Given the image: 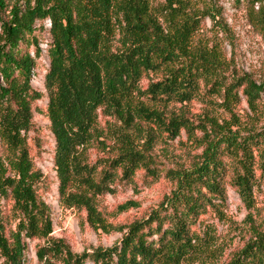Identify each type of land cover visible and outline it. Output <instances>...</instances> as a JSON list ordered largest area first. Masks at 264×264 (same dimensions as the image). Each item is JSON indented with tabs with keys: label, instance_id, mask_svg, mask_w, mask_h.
Here are the masks:
<instances>
[{
	"label": "trees",
	"instance_id": "16d2710c",
	"mask_svg": "<svg viewBox=\"0 0 264 264\" xmlns=\"http://www.w3.org/2000/svg\"><path fill=\"white\" fill-rule=\"evenodd\" d=\"M246 4L264 31V0ZM204 19L190 0H0V264H26L34 242L37 264H209L224 254L206 216L224 218L228 188L254 207L264 177V129H254L263 87L225 72L226 56L205 37ZM46 22L41 110L45 94L32 74ZM243 98L253 114L245 134L233 130L242 129ZM193 102L207 109L198 123L188 110ZM217 106L228 119L215 115ZM38 112L55 140L59 205L96 232L122 233L113 246L76 253L53 236L50 183L29 135ZM182 133L200 152L190 166L164 172L156 150ZM162 179L173 190L159 209L127 226L103 213L106 195ZM137 205L123 203L114 216ZM247 220L250 237L225 264H264V226Z\"/></svg>",
	"mask_w": 264,
	"mask_h": 264
},
{
	"label": "rangeland",
	"instance_id": "374dc122",
	"mask_svg": "<svg viewBox=\"0 0 264 264\" xmlns=\"http://www.w3.org/2000/svg\"><path fill=\"white\" fill-rule=\"evenodd\" d=\"M190 2L199 15L205 16V37L213 38L219 42L223 49V54L228 62L226 67L228 70L225 72L229 76L249 77L256 86L263 87L261 95L263 115L254 123V129H264V31L250 19L246 9V0H190ZM259 6V3L255 5V13L258 12ZM217 22L226 24V32L220 28ZM39 35L40 40H42L40 43L42 56L38 67L33 71L32 86L45 94V97L37 103L39 109L45 110L47 98L43 70L49 64L46 55L47 43L51 41L49 22H46ZM217 108L220 112H216V116L229 118L227 113L218 106ZM188 110L192 114L191 119L196 123L199 122L198 117L203 118L205 111H207L201 103L196 102L189 105ZM238 111L243 120L242 129L233 127V130L245 134L243 130L250 127L247 118L253 114L249 111L244 98ZM34 123V130L29 133L30 143L34 149L36 164L50 183V189L45 194V200L52 213L53 236L64 239L76 253H82L85 250L91 251L98 247L108 248L118 243L122 238V233L96 232L87 224L81 223L75 210H67L59 205L58 179L54 167L55 140L49 130V121L44 114L36 113ZM192 146V142L188 141V136L182 133V136L175 142L157 148L158 165L164 172L168 169H176L180 165L190 166L192 157L200 152V150L195 151ZM172 190L173 185L166 179H162L151 187L141 186L138 192L132 188L120 189V193L116 196L106 195L101 200V208L114 225L127 226L134 220L149 214L152 210L159 209L165 196H169ZM127 202H135L138 205L127 212L114 216L118 206ZM249 215L252 216L254 224L260 227L264 226V177L260 178L257 187L254 189V207L251 210L244 204L237 192L228 188L224 218H218L215 213L211 217L206 216L209 217L207 223L214 228L215 242L224 252L221 256L219 255L218 259L212 263L209 262V264H225L229 255L248 241L250 235L247 218ZM35 244L36 242L30 244L26 255V264H37ZM86 264L91 263L87 262Z\"/></svg>",
	"mask_w": 264,
	"mask_h": 264
}]
</instances>
